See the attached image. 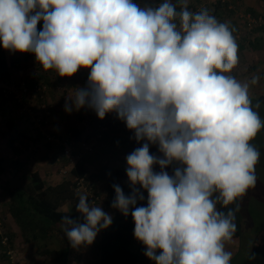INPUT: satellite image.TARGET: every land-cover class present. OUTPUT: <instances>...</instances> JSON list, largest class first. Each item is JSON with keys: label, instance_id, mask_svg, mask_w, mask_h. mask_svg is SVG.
<instances>
[{"label": "clouds", "instance_id": "9594fccd", "mask_svg": "<svg viewBox=\"0 0 264 264\" xmlns=\"http://www.w3.org/2000/svg\"><path fill=\"white\" fill-rule=\"evenodd\" d=\"M188 5L0 0V46L33 53L44 71L62 78L88 70L87 86L68 96L65 111L87 106L101 120L115 113L144 141L126 157L131 194L114 184L111 207L131 215L134 236L154 264H231L226 244L236 232L237 201L255 187L261 157L252 141L264 118L250 95L260 76L241 82L232 75L239 63L234 30ZM173 164L170 175L164 169ZM141 189L147 206H137L145 199ZM76 210L82 223L61 219L74 249L91 245L112 224L86 194Z\"/></svg>", "mask_w": 264, "mask_h": 264}, {"label": "trees", "instance_id": "16d2710c", "mask_svg": "<svg viewBox=\"0 0 264 264\" xmlns=\"http://www.w3.org/2000/svg\"><path fill=\"white\" fill-rule=\"evenodd\" d=\"M239 1L240 0H231L230 2L235 4ZM172 2L176 3L177 0H172ZM228 5V3H222L221 0H214V3H212V6L215 7L216 10L224 9L230 12L231 9L228 10ZM188 6H190V4ZM177 10H179L178 4ZM244 10L245 12L252 13L254 16H264L259 11ZM236 39L239 40L238 38ZM25 54L26 60L32 58L34 64L39 65L33 53ZM10 64L8 63L5 49L0 46L1 84L3 82L7 83L11 77L10 68L14 65L13 63ZM36 78V76H32V78L28 80V83L23 82L22 85H20V87L23 88L20 92L21 98H15L8 92H6L8 96L4 98L3 92H5V90L2 89L0 91L1 103L3 104L12 100L13 105L20 107L23 104V100L25 102V99L29 98V93H33L39 96L38 104H41V107H46V110L51 114L57 109L60 111L61 108L59 104L61 103L56 101L57 98H60L56 91L57 89L51 90L49 86L51 81H53V77H48L47 84L43 83L40 78ZM68 82V86L79 85L77 82ZM49 93L50 95L48 97ZM11 96L13 98H11ZM52 96L53 98H51ZM259 100L264 102V96H259ZM48 101L49 105H46ZM92 123L94 124L89 131L79 129L78 127H73L69 130V138L72 142V147L75 152H80L81 156L77 162L70 166L67 175L62 176L60 180L55 183H50L46 180L47 173L44 170L35 169L26 172L23 176L28 179V181L21 187L8 190L7 202L5 203L7 209L2 208L3 210L0 211V216L2 215L1 218L3 217V211L6 209V214L10 215L13 219L22 240L30 247H33L34 252L45 260H43L44 264H70L73 247L70 245L69 240H67L68 238L63 232L61 219L64 215H68L77 222H83V217L77 212L76 205L79 202V196L86 193L76 191L74 178L85 179L90 192L97 197L95 201L101 198L103 206L113 211L111 215L112 224L107 229H102L98 233L97 239L93 242L97 250V264H154V261L150 260L145 255V246L134 236L135 224L131 215L129 214L125 217L118 209L111 207L115 198L114 184L120 186L125 195L131 194V187L126 175L128 166H118L111 162V160L115 159L116 154V151L113 150L112 147L125 143L131 153L136 148L141 147L144 141L138 143L134 139V133L127 129L126 124L119 120L116 114L115 117L108 118L107 116L102 120H92L91 124ZM6 127V131L0 130V136H6L9 145L13 146L15 138L10 135L13 128L12 120L6 122ZM91 140H97L101 143L104 142L106 145H112L109 148L108 161L106 160L104 163H100V161L97 160L98 148H89V151L83 152L85 149L82 147V144H90ZM101 150L104 152L103 148ZM61 151L63 152V149ZM157 151L158 147L156 145H150L151 154L157 156ZM64 160L67 161V159ZM4 161V157L0 155V170L4 167ZM94 165L96 166L95 169H91V166ZM99 183H101V192L97 190L100 186ZM141 191L145 199L144 201H138L137 206H147L146 191L142 189ZM86 195L89 202L93 205L94 200L89 197L88 194ZM237 204L239 205V210L235 212L236 232L233 239L239 238L242 231L240 214L241 199L237 201ZM229 207L235 209L236 204L230 205ZM218 209L227 211V209L220 208L219 205ZM262 230L264 231V226ZM7 236V243L11 247L13 244V232H11V234L7 232ZM260 240L256 239V241H253L247 256L239 264H264V237ZM0 247L1 249L4 248L1 244V240ZM231 248L233 250H230V252L233 255L239 251L240 246L238 250H234L235 248H233V246ZM2 255L7 259L9 258L5 250ZM253 255L255 256L254 258Z\"/></svg>", "mask_w": 264, "mask_h": 264}, {"label": "rangeland", "instance_id": "374dc122", "mask_svg": "<svg viewBox=\"0 0 264 264\" xmlns=\"http://www.w3.org/2000/svg\"><path fill=\"white\" fill-rule=\"evenodd\" d=\"M252 1L254 4L257 1V5L259 4V1H262L264 5V0H252ZM134 2L140 4L141 7H145V6L157 7L161 2H163V0H134ZM189 2L192 3L193 0H189ZM218 15L222 16L223 14L219 11ZM216 18L217 20L220 21L219 17H216ZM227 22L228 24H230L228 19H227ZM240 25L242 26V22H240ZM42 27H43V22L41 21L38 24V29H42ZM261 30H264V29H261ZM246 31L249 32L250 30L246 29ZM242 34L243 33H240L239 37L237 38L240 39ZM246 46L250 50H254L255 52H257V55H260V56H257L256 64H258V59H261V62L263 64L258 69L264 70V39L259 40L258 42H246ZM248 53H246L245 56H242V58L239 59L238 65L234 68L231 74L234 75L241 82L250 81L253 75L260 76L259 83L257 85H253L250 87V95L252 96L253 104H255L256 102L260 103V108L258 109V111L260 113L261 118H264V102L259 100V96L261 95L264 96V71H262V74L252 71L255 69H250L249 71H245V66H243V60L246 61L249 59L250 60L254 59L253 57L248 56ZM5 54H6L8 63L9 64L13 63L14 66L13 67L10 66L11 67L10 68V71H11L10 79L7 81V83L3 82L2 84L6 88L5 92L11 93L12 96L17 95V98H21L18 92H21L23 88L20 87V85H22L23 82L28 83V80H30L32 76H36L37 77L36 79L40 78V80L46 84H47L48 77H53V81H51L49 86L51 87V90L57 89L56 91L59 94L60 98H57L56 101L61 103L59 104V106L61 108L60 111L62 112H60L57 109L51 114L49 111L46 110V107H41V104H38L39 96L37 94H34L33 98H34L35 103H33V105H30L31 108H29V110L38 112V115L41 118L40 119L41 122L38 125L37 130L40 129V131H43L44 134L46 135L54 134L57 140H62L64 137H66V134L69 132V129H68L70 128L68 126L69 124L64 126L65 123H67L68 121L72 122V124L73 123L75 124L76 122V126L80 127V129L89 131L92 128V125L94 124V123L91 124L92 120H95V121L99 120L95 111L86 106L79 109L78 111L75 110L74 107L71 112L65 111L66 100L69 103V105H71L72 103L70 100L67 99L68 96H71L70 94H72L71 91L70 92L68 91V89L76 88L77 90L78 88L86 87L87 77L89 74L88 70L81 69L71 78H68V77L62 78L58 76L55 70L45 72L41 65L34 64V61L32 58H30L31 61L26 60L25 53L10 52V51L5 50ZM255 67L257 66L255 65ZM68 81H71L73 83L77 82L79 85L68 86L69 85ZM64 92H66L65 95H64ZM12 96L11 98H13ZM48 97H49V94H48ZM50 100H53V99H50ZM48 103L49 101L46 103V105H49ZM19 108L21 107L13 105L12 100H9L3 104L1 103L0 104V115H1L0 121L6 122L8 120H16V115L14 113L18 111ZM48 112H49V115H47ZM65 115H68V117H64ZM107 116L108 118L115 117V113H109ZM60 119H64V120H60ZM46 121H49V123H46ZM2 139L3 138H0V151H1L0 155L2 157L8 158L9 160H12L15 157V155H17L15 152L17 144L15 143L16 145L14 144L13 146L9 147L7 144H4V141H2ZM58 142L59 141H52V143L56 144L57 146L59 145ZM252 143L255 144V146L259 149L261 153L260 161L256 165L257 182H256L255 187L253 189H250L247 192V194L243 198H241V205H240L241 228H242L241 236L239 238L232 239V241L226 244L227 251L233 250L231 248L232 246L233 248H235L234 250L236 249L238 250L240 246L239 251L232 255L231 264H239L241 261H243L244 258L247 256L253 241H256V239L260 240L262 237H264V231L262 230L264 226V130H262L257 135V137L252 141ZM105 145L106 144L104 142L101 143L97 140H91L90 144H86L87 149L85 148V151L83 152L89 151V148H98L97 160L100 161V163H104L107 159H109L108 157L109 150H110L109 148L112 146V145H106V146ZM28 146H31V145L27 144L26 147ZM102 148L104 149V152H102L101 150ZM125 148H127L125 143L112 147V149L116 151L115 159L111 160V162L114 165L128 166L126 157L127 155L130 154V151L128 150V148L127 149ZM62 149L63 148L61 147V149L58 150L57 155L55 156V163L49 162L48 164L49 169L47 172H50V174H48V177L56 178V180L64 176L60 172L62 168L67 167L66 170L68 171L70 166L72 165L71 163L64 160L65 157L63 156V153L61 151ZM31 150H29L30 153H28V155L30 156L36 152L33 149ZM157 156L162 157V154L159 151H157ZM176 166L178 165L173 164L165 168L164 170L167 171L170 175H172L173 169ZM95 167H96L95 165L91 166V169H95ZM17 169L15 168L12 171L10 170L7 171L9 173H7V176L5 177L6 179H8V182L3 180V178L1 179L0 177V211L3 210L2 208H6L5 203L7 202V197L5 199L3 198L4 195L7 196L6 189L11 190L16 187H21L23 183H25V181H28V179L26 178L23 181L21 180V178H15L14 176L11 175V173ZM26 169L27 168H22L20 170L21 172H25V171L27 172V170L29 171L34 170L35 167H30L27 170ZM160 170L161 169L159 165H155L154 171L159 172ZM52 180L53 179L48 178V181L50 183L52 182ZM99 185L100 186L97 188V190L98 192L99 190L101 192L102 191L101 183H99ZM145 193L147 194V192ZM93 206H100L103 209V211H105L109 215L113 214V211L111 209L103 206L101 198L96 203H94ZM6 209L5 211H3V217L1 218L2 215L0 216V219H1L0 223H1V226L4 228L6 234L7 232L9 234L13 232V238H12L13 244L11 247L9 246L8 243L4 245V248L1 249L0 247V264H42L41 260H44V259L43 258L41 259V257L38 256L34 252L33 247H30L29 245L23 242L21 236L19 235L17 231L18 229H17V226L14 224L13 219L10 217V215L6 214ZM97 237H98V234L95 240L97 239ZM94 246L95 245H93L92 243L91 245H85V248H83L84 246H81L75 249L73 248L71 258L73 259L76 256L78 257L79 262L70 260V264H97L96 262L97 250ZM4 250H5L6 255H8L9 257L8 259L2 255ZM7 252H9V254Z\"/></svg>", "mask_w": 264, "mask_h": 264}, {"label": "crops", "instance_id": "0c3cea01", "mask_svg": "<svg viewBox=\"0 0 264 264\" xmlns=\"http://www.w3.org/2000/svg\"><path fill=\"white\" fill-rule=\"evenodd\" d=\"M221 1H222V3H228L229 4L227 8H228V10L231 9L230 12L225 11L224 9L216 10V8L212 6V3H214V0H193L194 3L189 2V4H190L189 9L193 12L199 11L200 9H207L211 15H214L215 17H219L220 22H223V21L227 22V19H228L229 23H230L229 24L230 28H232L234 30L233 35L235 36V38H237L238 35H240V33H243L241 35V39H239V40L236 39L238 46H239V51H238L239 59L242 58V56H245V54L248 53V51H249L248 56L254 58V59H251V60L249 59L246 61L243 60V66H245V71H249L250 69H255L252 71L262 74V71H264V70L258 69L263 64L261 62V59H258V64H256L257 63L256 62L257 56H260V55H257V52H255L254 50H250L246 46V42H258L259 40H263L264 39V30L253 29V30H250L249 32H247L246 29L240 25V22L242 21L241 14L245 11L244 9L253 10L256 12L259 11L260 13H262L264 15V8H262V7H264L263 2L259 1V4L257 5V1L254 4L252 0H240L239 2H236L235 4L230 2L231 0H221ZM219 11L223 14L222 16L218 15ZM255 65L257 67H255ZM261 77H262V75H261ZM2 89L5 90L6 88H5V86H3V84L0 83V91ZM72 90H73L72 88L68 89V91L69 92L71 91V93H72L70 95H74L75 92L77 91L76 88H74L73 91ZM3 93H4L3 94L4 98H5V96H8V95H6V92H3ZM18 93L20 94V92H18ZM50 93H49V95H50ZM65 94H66V92H64V95ZM29 95L31 97L29 96L28 99H25V102L23 100V104L20 106L21 108H19V110L14 113L16 115V120H12L13 128L10 132V135L14 136V138H15L14 144L15 143L17 144V147L15 149V152L17 155H15V157L12 160H9L8 158L4 157V159H5L4 167L2 170H0L1 179L3 178V180H5L7 182H8V179H6V177H5V176H7V173H9L7 171H9V170L12 171L15 168L16 169L18 168V169L13 171L11 173V175L14 176L15 178H21V180H23V181L25 180V177L23 175L26 174V171L21 172L20 169H22V168L29 169L30 167H35V169H37V170H44L47 173V177H48V174H50V172H47L49 169L48 164H49V162L55 163V156L57 155L58 150L61 149V147L59 145L57 146L56 144H53L52 142L51 143L46 142L45 141L46 138L44 139V137H45L44 132L40 131V129L37 130V127L41 122V120H40L41 118L39 117L38 112H34L32 110H29V108H31L30 105H33V103H35L34 98H33L34 94L29 93ZM14 97L16 98L17 95H15ZM51 98H53V96ZM1 102L2 101L0 100V104H1ZM47 115H49V114L47 113ZM64 117H68V115H65ZM60 120H64V119H60ZM8 121H6V122H8ZM6 122L0 121V130L6 131V129H7ZM46 123H49V121H46ZM66 125H68L70 127V128H68L69 130L72 129L73 127H78V126H76V122H75V124L74 123L72 124V122L68 121L67 123H65L64 126H66ZM78 128L80 129V127H78ZM0 138H3L2 141H4V144H7L9 147H11V145H9V143H8V140L6 139V136H3V137L0 136ZM27 144H30L32 146V148H31V146L26 147ZM31 149H33L36 152L30 156V155H28V153H30L29 150H31ZM28 171L29 170H27V172ZM47 177H46V180H48V178L53 179L51 183H54V182L60 180V179L56 180V178H50V177L47 178ZM23 184H25V183H23ZM6 191L8 193V189H6ZM6 197H7L6 195L3 196L4 199ZM83 248H85V246ZM71 260L79 262V259L76 256L73 259L71 258ZM41 263L43 264V260H41Z\"/></svg>", "mask_w": 264, "mask_h": 264}, {"label": "built area", "instance_id": "2783aa9c", "mask_svg": "<svg viewBox=\"0 0 264 264\" xmlns=\"http://www.w3.org/2000/svg\"><path fill=\"white\" fill-rule=\"evenodd\" d=\"M241 19H242V27L246 28L247 30H253V29H256V28H261V29H264V16H254L252 13L250 12H243L241 14ZM239 37V35H238ZM45 135V138H46V141L48 142H52V141H59V145L63 148V156L65 157V159H67V161L69 163H71L72 165L77 162L81 156L80 152H75L74 149H73V145H72V142L69 138L70 136V133L68 132L66 134V137H64L62 140H57V138H55L54 135ZM83 148L87 149L86 145L85 144H82ZM67 168V167H66ZM66 168H62L60 170L61 174L62 175H67V170ZM74 181L76 183V191L77 192H84L86 194L89 195V197H91L94 201H93V204L96 203L97 201V197L94 196L90 190H89V187H88V184L87 182L85 181V179H77V178H74ZM0 240H1V243L3 245H6L7 242H8V236L4 230V228L1 226V223H0ZM9 254V252H7Z\"/></svg>", "mask_w": 264, "mask_h": 264}, {"label": "bare ground", "instance_id": "6f19581e", "mask_svg": "<svg viewBox=\"0 0 264 264\" xmlns=\"http://www.w3.org/2000/svg\"><path fill=\"white\" fill-rule=\"evenodd\" d=\"M246 29V28H245Z\"/></svg>", "mask_w": 264, "mask_h": 264}]
</instances>
